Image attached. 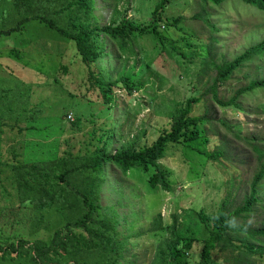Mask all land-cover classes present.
I'll return each mask as SVG.
<instances>
[{
	"label": "trees",
	"instance_id": "1",
	"mask_svg": "<svg viewBox=\"0 0 264 264\" xmlns=\"http://www.w3.org/2000/svg\"><path fill=\"white\" fill-rule=\"evenodd\" d=\"M170 1L175 2L101 0L102 5L105 3L111 10L105 22L100 18L102 13L100 17L95 13V0H0V38L5 37L3 41L26 37L31 38L29 40L32 42H41L47 33L73 41L88 68L87 89L98 88L102 99L94 103L100 109L94 112L85 103L97 100L83 98L85 103H79L84 110L78 115L88 113V120L92 122L89 143L82 145L81 149L73 145L68 146L62 155H58L54 149L44 153L38 152V143L26 140V145L34 147L33 157L24 158V154L18 157L15 152L14 159L10 161L0 153V264L135 263L137 256L128 255L131 235L125 230L136 225L128 213L120 210L130 196L123 191L124 182L120 179L125 175L134 178L135 174L144 172L148 187L174 190L171 185L176 179L172 169L160 164L173 147H182L185 155L201 162L204 159L233 160L229 145H224V142L212 150H203L215 134L210 126L213 113L194 90H187L185 103L171 116L169 128L162 130L149 144L139 146V136L130 138L125 134L129 116L125 109L122 108L121 120L117 119L118 116L113 122L118 129L111 125L110 110L116 100L113 94L115 88L131 91L133 87L130 81L133 79L143 85L154 83L150 73L153 58L149 56L148 43L158 53L164 51L165 45H171L172 57L185 66L187 77L196 69V75L201 77L209 75L208 71L214 69L215 74L210 77L208 88L217 99L220 98L219 82L232 79L244 66L250 68V63L256 62L258 74L260 56H264V37L246 50L236 51L233 58L220 53L221 57L215 59L218 39L215 33L219 28L212 21H207L213 33L211 42H182L192 47L187 54L168 36L167 29H161V26L169 28L178 25L182 18L181 14L162 18L160 10L165 11ZM201 1L205 3L207 0ZM252 2L264 5V0ZM185 3L190 5V0H185ZM257 7L264 10L262 6ZM129 10L134 12L133 17L129 16ZM145 12L146 16L143 17ZM210 15L207 17L210 18ZM196 17L201 15L194 14L192 19L196 20ZM257 35L256 39H260L264 35V28ZM107 47L109 51H106ZM197 47L202 49L200 55H196ZM113 52H116L118 62V66L114 67L118 69H121L124 56L135 55L138 61L145 57L144 73L141 76L127 74L121 79L114 78L112 66L108 69L101 64V59L107 54L112 56ZM251 73L249 69L244 71L243 76L248 80L246 85L229 97L223 95L218 101L223 105L242 108L240 95L264 88V75L250 77ZM120 81L122 85H119ZM11 82L10 79L0 81V97L5 102H0V119H10L13 112L17 122L22 119L29 122L32 119L25 113V108L15 110L19 97L17 93L20 91L18 85L7 86ZM14 82L21 83V80L14 79ZM196 103L204 113L194 114ZM62 115L63 123H67L64 119L68 118V113ZM101 118L106 122H99ZM44 125L54 127L51 121ZM60 127L56 132L61 142L65 129L64 125ZM0 128L1 135L4 129ZM26 128L33 130L34 127L30 125ZM239 134L237 132V136ZM114 137L118 143L116 147L112 146ZM66 140L69 143L68 138L64 142ZM196 147L202 149L198 156ZM257 155L260 161L256 163L248 191L241 200L233 204L228 194L215 210L208 206L199 210L187 208L180 221L175 215V220L165 226V232L171 234L170 240L158 246L151 264H264V224L252 226L247 220L256 208H264V153L259 151ZM50 158L53 160L46 165ZM107 164L112 172L109 178L115 169L121 171L118 172L119 192L116 199L112 197L113 183L109 182L111 191L108 195L104 190ZM192 169H195L194 164ZM228 183L233 186L237 182L230 178ZM135 213L137 220L138 213ZM119 226L124 230H120ZM158 226L162 225L158 223Z\"/></svg>",
	"mask_w": 264,
	"mask_h": 264
},
{
	"label": "rangeland",
	"instance_id": "2",
	"mask_svg": "<svg viewBox=\"0 0 264 264\" xmlns=\"http://www.w3.org/2000/svg\"><path fill=\"white\" fill-rule=\"evenodd\" d=\"M257 6L264 7L260 3L253 4L252 0H220L215 3L212 0H207L205 3L201 0H190V5L186 4L185 0H175L173 3L170 1L165 11L160 10L162 18L177 14H181L182 18L178 25L169 28L161 26V29H164L163 31L167 29L168 36L180 49H184L183 51L189 54L192 47L182 42L190 41L189 44H196L208 41L210 43L213 33L207 21H212L219 28V31L215 33L218 38L215 59L221 57L220 53L230 57L236 51L242 52L264 37L261 35L260 39H256L258 31L264 28V10ZM101 8H103L102 11ZM94 10L98 16L102 13V17L99 16L102 20L108 21L111 10L105 3L102 5L101 0H95ZM128 14L131 17L134 16L131 10ZM194 14L201 17L192 19ZM209 15L210 18L207 17ZM145 16L146 12L143 17ZM188 36L192 37L188 38ZM4 38H0V81L10 79L12 82L7 86H19L20 92L17 93L19 97L15 110L25 108L27 111L25 113H28L32 120L27 122L22 119L17 122L13 118L16 116L13 112V117L10 119L1 117L0 127L4 129L0 135L1 155L10 161L14 159L15 152L18 157L22 154L24 158L33 157L34 147L29 144L30 147L27 148L29 145L25 144L26 140L29 143H38V152L50 153L54 149L58 155H62L68 146L74 145L80 148L88 144L92 122L88 120L90 118L88 113L78 115L84 110L79 107V103L81 101L85 103L83 98L97 100L85 103L90 105L91 111L94 112L96 109L100 110L94 103L102 99L98 88L87 89L88 68L82 61L75 43L55 37L51 33H47V37L41 39V42H32L29 40L31 38L26 37L22 40L9 38L10 40L3 41ZM170 47L171 45H165L164 51L158 53L151 43L147 44L149 56L153 58L150 73L154 83L143 85L133 79L130 81L133 87L131 91L126 88H115L113 94L116 100L110 110L111 125L118 129L113 122L118 116L117 119L121 120L123 108L129 113L125 134L130 138L139 136V146L149 144L162 130L169 128L171 116L185 103L187 90H194V93L201 97V101L211 107L213 113L210 126L213 128L212 133L215 134L203 150L205 152L212 150L218 144L226 142L233 160L205 161L204 159V162H201L197 158L185 155L182 147H173L168 150L160 164L172 169L176 179L171 185L174 190L165 191L148 187L144 172L140 175L135 174L134 178L125 175L120 179L124 182L123 191L130 195L125 204L121 205L120 210L128 213L136 225L128 231L125 230L131 235L128 255L137 256L136 262L130 264H151L154 261L158 246L164 241L168 242L171 237V234L168 235L165 232V226L175 220V215L180 221L184 209L199 210L201 207L208 206L215 210L228 194L233 204H237L247 193L256 163L260 161L257 152L264 153V88L240 95L239 102L242 108L223 105L218 101L223 95L229 97L246 85L248 80L243 76L244 71L248 69L252 71L250 77L264 75V56H260L262 59L261 66H257L258 74L255 70L256 62L253 61L249 65L250 68L244 66L242 71L237 72L232 79L225 83L219 82L220 98L217 99L208 88L211 84L210 77L215 74V70L210 69L209 75L201 77L196 75V69L187 77L185 66L172 57L174 53ZM106 51H109V47ZM201 52L202 49L197 47L196 55H200ZM146 63L145 57L138 61L135 55L124 56L121 69H118L114 67L118 66L116 52H113L112 56L107 54L101 59L102 66L108 69L112 66L114 78L119 77V79L127 74L141 76L145 71ZM14 79L21 80V83L14 82ZM119 85H122L121 81ZM83 94H85L84 97ZM61 100L62 103H60ZM0 102L5 103L4 98L0 97ZM198 105L196 103L194 109L196 115L204 113L202 108H197ZM63 113H68V118L64 119L68 121L67 123L62 121ZM55 114L57 117H52ZM77 117L80 118L77 120ZM49 121L53 122V128L44 125ZM98 121L102 122L104 119L101 118ZM30 125L34 127L33 130L24 129ZM63 125L65 131L61 135L60 142L56 131ZM20 129L24 130L20 131ZM237 132L240 133L239 136ZM64 137L68 138L69 143L67 140L64 142ZM117 144L114 137L112 146L116 147ZM195 152L198 156L202 152L201 147H196ZM52 160L50 158L46 165H49ZM105 168H107V179L104 190L108 195L111 191L109 182L113 183L112 197L116 199L119 192L118 172L121 173V171L115 169L112 177L109 178L112 173L110 166L107 164ZM230 178L235 179L237 183L230 185L228 183ZM125 179L128 180L125 181ZM135 212L138 213L137 220H135ZM247 220L252 226L264 224V208H256ZM158 223L162 226L159 227ZM118 228L124 230V227Z\"/></svg>",
	"mask_w": 264,
	"mask_h": 264
},
{
	"label": "clouds",
	"instance_id": "3",
	"mask_svg": "<svg viewBox=\"0 0 264 264\" xmlns=\"http://www.w3.org/2000/svg\"><path fill=\"white\" fill-rule=\"evenodd\" d=\"M239 51V50H238ZM236 53V52H235ZM234 54H232L230 57H232ZM245 86V85H244ZM224 145H227L226 142H224Z\"/></svg>",
	"mask_w": 264,
	"mask_h": 264
}]
</instances>
